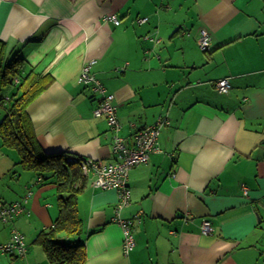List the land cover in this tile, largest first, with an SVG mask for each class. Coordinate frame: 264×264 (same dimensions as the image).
<instances>
[{
  "label": "crops",
  "instance_id": "crops-1",
  "mask_svg": "<svg viewBox=\"0 0 264 264\" xmlns=\"http://www.w3.org/2000/svg\"><path fill=\"white\" fill-rule=\"evenodd\" d=\"M0 42L7 61L23 58L49 82L27 107L45 152L114 157L113 130L92 114L100 94L78 80L89 60L115 96L119 135L130 141L166 118L160 151L128 173L120 216L133 218L135 246L127 255L112 220L117 190L88 177L77 201L85 264H264V0H0ZM224 76L231 88L222 94L214 81ZM18 161L0 146V209L33 192L28 213L0 217V243L16 228L27 252L0 253V264H48L34 238L58 215L56 187ZM204 218L212 234L200 232Z\"/></svg>",
  "mask_w": 264,
  "mask_h": 264
},
{
  "label": "trees",
  "instance_id": "trees-1",
  "mask_svg": "<svg viewBox=\"0 0 264 264\" xmlns=\"http://www.w3.org/2000/svg\"><path fill=\"white\" fill-rule=\"evenodd\" d=\"M1 47L2 42L0 109L3 110V116L0 119V146L15 150L19 156L18 164L34 171L40 177V180L36 178L37 181L51 179L50 182L56 187L58 215L50 227L38 232L34 244L41 246L48 264H85L77 201L90 175L83 172L80 165L82 157L70 155L69 152H45L41 148L27 107L49 82L45 81L41 73L25 70L23 58L13 57L7 61Z\"/></svg>",
  "mask_w": 264,
  "mask_h": 264
},
{
  "label": "built area",
  "instance_id": "built-area-1",
  "mask_svg": "<svg viewBox=\"0 0 264 264\" xmlns=\"http://www.w3.org/2000/svg\"><path fill=\"white\" fill-rule=\"evenodd\" d=\"M104 20L112 21L114 24H119V19L114 13H108L103 17ZM146 17L138 18V22L142 23ZM159 42L158 38H152ZM211 38L206 29L202 28L199 31L197 38L198 47L201 50H206L210 46ZM95 60L85 62L78 80L81 83L92 82L94 89L100 94V101L97 107L93 109L94 116L104 115L113 130L114 136L112 140L111 150L114 155L109 162H102L95 158H82L80 165L84 174L91 177V186L94 188L107 190L115 189L118 193V200L114 207L113 221L117 222L123 231L122 249L127 255L135 246V238L132 230L133 218H122L120 210L130 201V189L128 185L129 170L139 164L146 163L152 152H159L158 134L161 127L165 124L166 118L159 115L157 120L139 130L131 137L130 141L126 137L118 134L120 129L117 120V107L114 103V94L107 93L100 81L90 71ZM214 87L219 93H228L231 88L230 77L224 76L214 81ZM72 157H69V159ZM40 180V177L37 178ZM244 195L248 194L245 186L241 187ZM32 189L27 187L25 195L17 201L3 205L0 209V217L3 221H9L21 215L28 213L26 205L28 199L32 195ZM200 232L204 235H209L214 232V228L209 219L204 218L200 223ZM27 252V244L23 234L13 228L6 242L0 243V253H9L11 256H24Z\"/></svg>",
  "mask_w": 264,
  "mask_h": 264
},
{
  "label": "rangeland",
  "instance_id": "rangeland-1",
  "mask_svg": "<svg viewBox=\"0 0 264 264\" xmlns=\"http://www.w3.org/2000/svg\"><path fill=\"white\" fill-rule=\"evenodd\" d=\"M13 58H11L10 60H12ZM2 116H3V110H0V119L2 118ZM91 179V178H90ZM9 222H12V220L11 219H9ZM84 234H83V232H82V236H83ZM29 238V237H28ZM28 239L27 238H25V242L27 241Z\"/></svg>",
  "mask_w": 264,
  "mask_h": 264
}]
</instances>
